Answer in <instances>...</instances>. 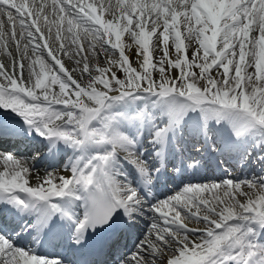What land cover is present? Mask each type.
<instances>
[{
    "label": "snow or ice",
    "instance_id": "1",
    "mask_svg": "<svg viewBox=\"0 0 264 264\" xmlns=\"http://www.w3.org/2000/svg\"><path fill=\"white\" fill-rule=\"evenodd\" d=\"M0 55V264H264V0H0Z\"/></svg>",
    "mask_w": 264,
    "mask_h": 264
},
{
    "label": "bare ground",
    "instance_id": "2",
    "mask_svg": "<svg viewBox=\"0 0 264 264\" xmlns=\"http://www.w3.org/2000/svg\"><path fill=\"white\" fill-rule=\"evenodd\" d=\"M115 2V0H113V3ZM17 31H18V29H17ZM126 42H128V37H127V35L123 38ZM134 45H133V47L132 48H126L125 49V53H126V55H129L130 56V59H131V61L133 62V65L132 66H134V67H138V65L136 64V60H137V56H136V53L134 52ZM172 52L174 53V49L172 50ZM172 52H171V55H172ZM188 56L189 57H191V52L190 51H188ZM156 57L158 58L159 56H161V55H163V53L162 52H157L156 54ZM66 59V58H65ZM155 62V61H154ZM0 63H5V64H7L8 63V61L2 56V55H0ZM27 63V61H25V64ZM66 66L68 67V68H72V67H74V64L72 63V62H69L68 61V63L66 64ZM101 66H103V65H101ZM37 71H39V68H37L36 69ZM195 71H197L198 72V69H195ZM25 75H27V69H25V73H24ZM172 75H176L177 74V70H172V73H171ZM76 75H79V73H76ZM56 90H58V86H56ZM8 143H10L9 141H8ZM14 144H16V142H13ZM18 143V142H17ZM18 147H20V151H24V150H27L28 149V147H26L24 144L22 145V146H18ZM37 163H41V166H43L44 164H47V162L46 161H44V160H40V161H37ZM238 165V164H237ZM239 166V165H238ZM252 167H255V165H253ZM246 169H249V171L248 172H246ZM257 171H258V169H256ZM49 171H53L52 169H49ZM64 174H68L67 172H66V170H65V172H63ZM230 173L231 174H234V173H236L233 169H231L230 170ZM240 173V175H241V177H243L244 175H248L249 177H251L252 176V170H251V168L250 167H245V169L243 170V172H239ZM53 174L54 175H59L60 173L59 172H55V171H53ZM209 181H211V180H209ZM247 190V189H246ZM145 231H146V229H145ZM132 237H129V239H131ZM123 243H125V242H123ZM122 242H121V244H122V246L124 245ZM121 250H124L123 249V247L121 248Z\"/></svg>",
    "mask_w": 264,
    "mask_h": 264
}]
</instances>
